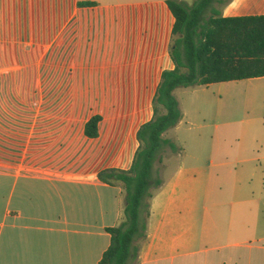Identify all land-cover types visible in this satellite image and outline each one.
I'll use <instances>...</instances> for the list:
<instances>
[{"label": "crops", "instance_id": "obj_1", "mask_svg": "<svg viewBox=\"0 0 264 264\" xmlns=\"http://www.w3.org/2000/svg\"><path fill=\"white\" fill-rule=\"evenodd\" d=\"M221 11L261 16L264 0ZM174 24L166 0H0V264L100 263L124 192L98 174L131 167L162 73L174 68ZM173 154L156 168L163 184L130 264H264V166L241 159L237 179L251 180L200 193L184 163L166 172ZM212 164L230 172L228 160Z\"/></svg>", "mask_w": 264, "mask_h": 264}, {"label": "trees", "instance_id": "obj_2", "mask_svg": "<svg viewBox=\"0 0 264 264\" xmlns=\"http://www.w3.org/2000/svg\"><path fill=\"white\" fill-rule=\"evenodd\" d=\"M166 1L175 17L170 47L174 68L162 73L152 119L137 132L139 146L131 167L98 174L103 182L121 184L124 192L123 221L108 229L111 244L99 264H130L137 257L139 240L146 238L150 201L163 184L155 173L156 163L166 148L178 149L165 137L182 118L175 91L264 77V15L224 17L221 10L232 0H196L192 5ZM100 121L96 115L86 123V136L98 137Z\"/></svg>", "mask_w": 264, "mask_h": 264}, {"label": "rangeland", "instance_id": "obj_3", "mask_svg": "<svg viewBox=\"0 0 264 264\" xmlns=\"http://www.w3.org/2000/svg\"><path fill=\"white\" fill-rule=\"evenodd\" d=\"M176 95L182 118L166 136L178 149L175 155L165 149L156 168H163V160L173 154L166 172L172 174L184 163L192 169L188 171L193 178L190 186L200 193L206 188L233 187L251 180L250 176L238 180L234 168L244 158L264 166V77L177 89ZM42 101L33 100L35 123L42 122ZM221 159L230 161V172H220L212 164ZM196 201L203 202V194ZM141 219L145 220L143 209Z\"/></svg>", "mask_w": 264, "mask_h": 264}]
</instances>
